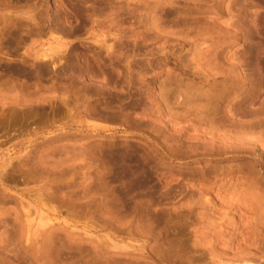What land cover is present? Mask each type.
I'll return each instance as SVG.
<instances>
[{
    "label": "rangeland",
    "instance_id": "obj_1",
    "mask_svg": "<svg viewBox=\"0 0 264 264\" xmlns=\"http://www.w3.org/2000/svg\"><path fill=\"white\" fill-rule=\"evenodd\" d=\"M0 264H264V0H0Z\"/></svg>",
    "mask_w": 264,
    "mask_h": 264
}]
</instances>
